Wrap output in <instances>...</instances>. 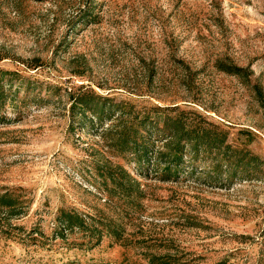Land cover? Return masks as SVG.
<instances>
[{
	"label": "rangeland",
	"instance_id": "rangeland-1",
	"mask_svg": "<svg viewBox=\"0 0 264 264\" xmlns=\"http://www.w3.org/2000/svg\"><path fill=\"white\" fill-rule=\"evenodd\" d=\"M0 264H264V0H0Z\"/></svg>",
	"mask_w": 264,
	"mask_h": 264
},
{
	"label": "trees",
	"instance_id": "trees-1",
	"mask_svg": "<svg viewBox=\"0 0 264 264\" xmlns=\"http://www.w3.org/2000/svg\"><path fill=\"white\" fill-rule=\"evenodd\" d=\"M229 68H233V71L238 72L239 67L235 65H230ZM75 102L72 106L73 114H81L82 118H78L79 121H83L88 119L93 124L104 123L105 118L108 119L115 113L114 109L121 108L119 102L113 101V99L109 96H102L99 94L82 92L79 93L78 96H75ZM88 111L91 112L90 116ZM79 117V116H78ZM146 123L153 122L150 117L146 116L143 120ZM147 127V124H146ZM160 130H164L166 135H173L174 139L170 142V150L161 151L160 156L164 159L165 163H167V167L164 171L166 177L173 176L172 167L176 166V172L178 171V167L181 163H184V152L186 150V146L190 142L204 143L208 142L210 138H212V142L214 145H218L219 143L224 142V137L221 138L213 137L211 133H207L205 131H199L195 128H187L185 125V121L176 118H165L163 122V126L160 127ZM119 144L122 149L124 148H135L138 149L139 146L142 145V142H139L137 138L131 137L126 131L121 134L119 138ZM148 135H146V140H148ZM217 142V143H216ZM153 148H149V144L146 142V156L153 154ZM62 223L65 225L64 227H73L75 225H79L83 222L80 214L76 211L72 210H62Z\"/></svg>",
	"mask_w": 264,
	"mask_h": 264
}]
</instances>
